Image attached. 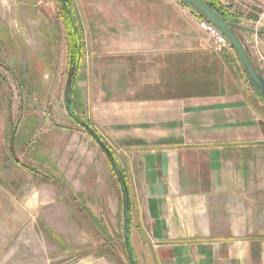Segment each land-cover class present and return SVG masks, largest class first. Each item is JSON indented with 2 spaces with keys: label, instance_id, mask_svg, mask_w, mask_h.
Segmentation results:
<instances>
[{
  "label": "crops",
  "instance_id": "1",
  "mask_svg": "<svg viewBox=\"0 0 264 264\" xmlns=\"http://www.w3.org/2000/svg\"><path fill=\"white\" fill-rule=\"evenodd\" d=\"M230 1L241 15L264 5ZM77 2L143 263L264 264V103L235 53L216 55L179 0Z\"/></svg>",
  "mask_w": 264,
  "mask_h": 264
},
{
  "label": "rangeland",
  "instance_id": "2",
  "mask_svg": "<svg viewBox=\"0 0 264 264\" xmlns=\"http://www.w3.org/2000/svg\"><path fill=\"white\" fill-rule=\"evenodd\" d=\"M230 2L218 0L239 26L264 33V5L246 16ZM60 8L58 0H0V264H129L118 180L65 105L69 84L76 115L120 159L92 111L95 49L82 44L76 71ZM237 33L264 75V34ZM139 243L132 241L133 251L144 264Z\"/></svg>",
  "mask_w": 264,
  "mask_h": 264
},
{
  "label": "water",
  "instance_id": "3",
  "mask_svg": "<svg viewBox=\"0 0 264 264\" xmlns=\"http://www.w3.org/2000/svg\"><path fill=\"white\" fill-rule=\"evenodd\" d=\"M185 5L190 7L200 19L208 22L218 30L221 35L226 39L229 48L235 53L239 62L242 65L243 72L246 76V81L250 84L252 89L260 97L261 101L264 103V77L261 70L254 58L249 55L245 44L240 39L237 32H248L257 35H263L262 31H257L252 28L242 27L239 25H234L225 21L214 9H212L205 1L202 0H181ZM65 105L66 110L74 122L82 128L86 134L95 142L104 157L108 160L110 167L112 168L118 184L121 188L123 195V205H124V215H123V241L127 250V255L129 261L133 264L132 252L129 242V226H130V193L124 178L122 171L120 170L118 164H116L114 157L108 147L105 145L104 141L99 137V135L83 122L79 117H77L71 108V85H67L65 88Z\"/></svg>",
  "mask_w": 264,
  "mask_h": 264
},
{
  "label": "trees",
  "instance_id": "4",
  "mask_svg": "<svg viewBox=\"0 0 264 264\" xmlns=\"http://www.w3.org/2000/svg\"><path fill=\"white\" fill-rule=\"evenodd\" d=\"M179 1H181V0H179ZM202 1H205L206 4H208L212 9H214L225 21L232 23L234 25H238L237 19L233 16V14H231L229 12V10L224 9L218 3V0H202ZM58 2L61 5V8L59 9L60 10V16H61V19L63 21L62 23H63L64 29L66 31L65 42H66L67 51H68L67 52L68 58H69L68 61H69V63H72L75 70L78 71L80 61H81L82 45H81L80 30H79V27L76 23L75 16H74V13L72 10L73 5H72L71 0H58ZM71 108H72L73 113L76 115V112H75L74 107L72 105V100H71ZM76 116L78 117V115H76ZM82 121L85 122L84 120H82ZM86 124H88V123H86ZM88 126H90V125H88ZM105 145H106V143H105ZM108 149L110 150L109 147H108ZM111 153H112L114 160L117 164V160H116L112 151H111ZM107 162H108V160H107ZM108 164H109V162H108ZM130 230H131V227L129 226V231ZM130 232H129V242H130V247H131V252H132L133 264H138L136 262L135 253L133 251L132 241L130 239ZM124 249H125L126 255H127V250H126L125 245H124ZM127 259H128L129 264H131L129 261L128 255H127Z\"/></svg>",
  "mask_w": 264,
  "mask_h": 264
},
{
  "label": "built area",
  "instance_id": "5",
  "mask_svg": "<svg viewBox=\"0 0 264 264\" xmlns=\"http://www.w3.org/2000/svg\"><path fill=\"white\" fill-rule=\"evenodd\" d=\"M198 28L207 36L210 48L216 55H220L224 52V50L230 49L226 39L221 35V33L216 30L214 26L204 21V19H201L198 22Z\"/></svg>",
  "mask_w": 264,
  "mask_h": 264
}]
</instances>
